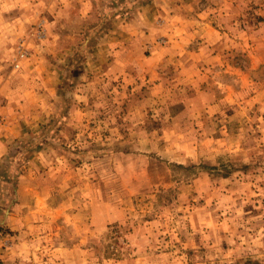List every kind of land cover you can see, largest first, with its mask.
<instances>
[{"label": "rangeland", "instance_id": "374dc122", "mask_svg": "<svg viewBox=\"0 0 264 264\" xmlns=\"http://www.w3.org/2000/svg\"><path fill=\"white\" fill-rule=\"evenodd\" d=\"M183 2L0 0V264H264V0Z\"/></svg>", "mask_w": 264, "mask_h": 264}, {"label": "crops", "instance_id": "0c3cea01", "mask_svg": "<svg viewBox=\"0 0 264 264\" xmlns=\"http://www.w3.org/2000/svg\"><path fill=\"white\" fill-rule=\"evenodd\" d=\"M199 1L200 0H190V2L181 3L180 7L174 10L172 9L174 13L172 15L170 14V16H172L171 19L175 21V25L180 29L181 38L183 37V32L185 34L190 33L193 37L196 36L200 38V42L207 44V49L212 55L221 52L223 56V52L228 49L226 41L230 39L229 36H231L228 28L234 25L238 26L233 21V12H235L236 8L230 0L218 1L214 2V4L204 3L203 6L198 5ZM243 33L244 32L239 31L238 35H234L235 37L232 39V42H240L239 35ZM5 103H8V101L4 102V106H8L3 108L0 105V113L5 110L13 114L12 112L14 109H17V106H13L12 103ZM0 126H2V124H0ZM6 133L7 132H5L4 135ZM15 135L17 134L13 136ZM2 137L3 136H0V156L5 155L7 149L4 137L1 139Z\"/></svg>", "mask_w": 264, "mask_h": 264}]
</instances>
